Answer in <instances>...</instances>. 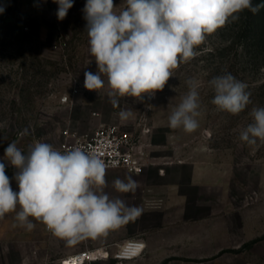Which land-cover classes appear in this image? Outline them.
Returning a JSON list of instances; mask_svg holds the SVG:
<instances>
[{"label": "rangeland", "instance_id": "374dc122", "mask_svg": "<svg viewBox=\"0 0 264 264\" xmlns=\"http://www.w3.org/2000/svg\"><path fill=\"white\" fill-rule=\"evenodd\" d=\"M85 3L73 0L61 21L52 0H0L4 8L0 13V159L13 141L24 152L36 141L58 148L67 130L89 137L102 124H118L151 143L154 156H163L164 163L180 161L175 151L182 157L212 152L231 165L235 192L264 210V143L249 146L239 139L240 131L252 122V108L264 107V50L252 45L243 31L254 19L258 24L264 21V8L251 17L243 11L237 20L208 35L197 48L199 55L181 63L154 97L142 101L120 97L114 106L107 88L95 92L84 87V71H97L85 31ZM114 4L116 11L125 6L123 0ZM226 72L245 82L251 93L252 102L238 115L219 111L211 103L214 91L208 82ZM189 79L201 84L199 127L191 133L170 128L168 121L187 93ZM65 96L67 102L62 101ZM121 110H131L133 116L122 121ZM148 128L150 132L144 133ZM15 172L6 163L10 179ZM129 176L138 182L143 178L122 169L106 171L105 191L117 193L113 181ZM257 249L258 264H264V240Z\"/></svg>", "mask_w": 264, "mask_h": 264}, {"label": "clouds", "instance_id": "9594fccd", "mask_svg": "<svg viewBox=\"0 0 264 264\" xmlns=\"http://www.w3.org/2000/svg\"><path fill=\"white\" fill-rule=\"evenodd\" d=\"M58 5L56 17L66 18L73 0H52ZM116 11L114 0H86L89 53L97 71H84V87L89 91L107 88L111 103L120 97H154L162 91L174 70L199 55L197 48L208 35L239 18L244 10L257 12L261 6L252 0H123ZM4 8L0 6V13ZM92 61L89 62V64ZM187 93L168 117L169 127L194 132L201 116V84L186 81ZM211 101L219 111L238 115L252 101L245 82L231 73L213 77ZM252 122L239 133L249 146L264 143V107L252 108ZM122 121L133 116L131 110L118 113ZM3 139H5L3 137ZM6 161V162H5ZM6 163L16 169L13 190L6 174ZM109 164L95 152L81 147L66 151L36 141L22 151L16 142L8 143L0 159V219L15 212L14 227L31 231L35 221L44 224L52 235L74 246L87 239L107 236L142 215L141 206H129L106 191ZM118 193H135L140 187L132 177L115 179ZM19 208V210H17Z\"/></svg>", "mask_w": 264, "mask_h": 264}, {"label": "crops", "instance_id": "0c3cea01", "mask_svg": "<svg viewBox=\"0 0 264 264\" xmlns=\"http://www.w3.org/2000/svg\"><path fill=\"white\" fill-rule=\"evenodd\" d=\"M180 154L175 151L180 161L170 163H164L163 156L157 158V164L141 174L135 193L107 192L144 209L138 218L110 230L107 236L68 246L33 218L29 219L35 228L28 231L13 226L18 223L15 212L6 214L0 219V264H61L83 250L110 253L109 259L91 264H258L264 210L235 192L227 161L207 151L193 157ZM10 180L13 190H18L15 180ZM132 238L145 241L144 255L118 262L113 253Z\"/></svg>", "mask_w": 264, "mask_h": 264}, {"label": "built area", "instance_id": "2783aa9c", "mask_svg": "<svg viewBox=\"0 0 264 264\" xmlns=\"http://www.w3.org/2000/svg\"><path fill=\"white\" fill-rule=\"evenodd\" d=\"M68 97L62 98L63 102ZM146 129L144 133H149ZM152 144L135 136L130 130L118 124H102L92 136L84 137L72 134L69 130L64 132V139L56 148L66 151L73 147H81L88 152H95L105 160L110 169H123L134 175L143 174L149 167L157 164ZM164 172V169H160ZM146 243L142 238H132L121 243L112 257L118 262L134 260L144 255ZM97 256H94V254ZM101 254L99 250H83L67 256L61 264H91L104 259H109L110 253ZM108 257H105V256Z\"/></svg>", "mask_w": 264, "mask_h": 264}, {"label": "trees", "instance_id": "16d2710c", "mask_svg": "<svg viewBox=\"0 0 264 264\" xmlns=\"http://www.w3.org/2000/svg\"><path fill=\"white\" fill-rule=\"evenodd\" d=\"M252 2L253 5H264V0H252ZM260 8H264V6H261ZM244 11L248 14V16H253V12L248 10ZM252 21L243 31L246 35L249 34V39L252 45L264 50V21L261 24H258L256 19Z\"/></svg>", "mask_w": 264, "mask_h": 264}, {"label": "bare ground", "instance_id": "6f19581e", "mask_svg": "<svg viewBox=\"0 0 264 264\" xmlns=\"http://www.w3.org/2000/svg\"><path fill=\"white\" fill-rule=\"evenodd\" d=\"M100 252H101V254H107L106 251H104V252L100 251ZM94 256H97V254L95 253ZM105 257H108V256L106 255Z\"/></svg>", "mask_w": 264, "mask_h": 264}]
</instances>
